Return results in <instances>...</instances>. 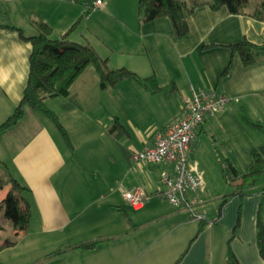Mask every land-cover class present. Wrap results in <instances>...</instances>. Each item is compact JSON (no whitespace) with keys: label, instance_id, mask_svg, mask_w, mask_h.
<instances>
[{"label":"crops","instance_id":"0c3cea01","mask_svg":"<svg viewBox=\"0 0 264 264\" xmlns=\"http://www.w3.org/2000/svg\"><path fill=\"white\" fill-rule=\"evenodd\" d=\"M96 1L88 0L89 7L73 0H0V25H12L31 36L37 33L32 19H40L60 37L82 17L84 24L72 32V41H89L111 68H128L141 78L154 75L161 85L174 83L175 89L151 93L135 81L102 89L91 65L71 85L67 96L47 99L49 107L59 112L73 148L62 146L50 118L30 108L17 125L1 133L0 170L30 189L31 220L35 219L34 205L40 213L36 217L40 228L34 237H41L45 249L37 255V264H173L187 248L180 264H226L229 248L242 264H264L257 245L259 216L264 222V178L243 198L230 197L219 213L230 189L217 154L220 150L247 172L255 149L264 144V134L245 128L240 119L246 116L264 122V57L246 66L229 47L243 38L263 43L264 22L232 14L226 7L215 10L203 4L188 17L189 32L176 37L169 17L141 22L139 0H102L95 5ZM258 1L250 0L256 6ZM88 10H93L89 17ZM20 14L29 21L30 34L10 21L11 15ZM31 52L32 45L17 30L0 27V124L22 99ZM199 90L225 94L230 100L199 126L189 152L204 180L198 192L204 201L198 208L206 212L202 223L191 221L186 208H176L161 197L165 164L130 159L131 152L152 146L156 135L182 115L185 103ZM105 95L115 105L110 134L117 142L122 140L107 163L104 157L99 159L104 151L94 132L102 117L92 112L100 108L103 113ZM87 173L93 177L88 179ZM134 186H143L151 196L138 209L123 197V191ZM37 188L42 190L40 195ZM6 193L7 189L0 190V202ZM0 223L4 227L0 244L14 240L15 236L11 239L3 234L6 225ZM29 231L20 233L16 245L0 251V264H8L1 253L16 249L31 235ZM62 231L70 233L67 244L71 245L105 240L94 249H72L52 256L64 246H52Z\"/></svg>","mask_w":264,"mask_h":264},{"label":"trees","instance_id":"16d2710c","mask_svg":"<svg viewBox=\"0 0 264 264\" xmlns=\"http://www.w3.org/2000/svg\"><path fill=\"white\" fill-rule=\"evenodd\" d=\"M73 1L87 3L89 7H92L91 3L87 2L88 0ZM203 4H209L215 10L226 7L232 14L247 15L264 22V0H259L257 7L250 12L248 11L251 4L250 0H139L140 21L148 22L159 17H169L174 27L175 36L183 37L189 32L188 17L197 6ZM82 19L80 17L60 37H55L52 27L40 19H32V24L36 27L37 33L31 36L24 34L22 29L12 25H0V27L17 30L21 38L32 45L26 88L14 112L0 124V137L3 131L17 125L25 116L26 109L30 108L40 111L50 118L67 146L73 148L70 135L61 123L58 113L47 106L46 100L49 97L67 96L71 85L91 65L99 75L102 89L113 87L123 81L138 82L151 93L175 89L174 83L161 85L154 75L141 78L128 68H111L108 60L102 57L89 41L84 43L72 41L70 35L80 26ZM229 47L233 55H240L246 66L264 57V42L253 43L243 38L239 42L230 44ZM231 62L226 66L224 74L231 67ZM240 119L245 128L257 130L264 134L263 121H253L246 116H240ZM217 154L222 167L223 178L230 189L220 203L219 213H221L223 206L230 197L239 196L243 198L250 194L252 189L264 178V144L255 149L253 164L247 172L241 171L234 161L220 150ZM4 189H7V193L0 202V212H3L4 216L12 221L16 234L14 240H6L0 244V251L17 244L20 233L29 231L32 218L27 199V193L30 189L11 174L4 175L0 170V190ZM124 214L126 215V213ZM128 220L131 221L129 217ZM3 230L4 227L0 223V232ZM104 240L98 238L77 245L67 244L57 248L51 255H60L72 249H94ZM257 245L264 260V222L260 216L257 222ZM187 251L188 248L173 264H180ZM226 264H242L231 248L228 249Z\"/></svg>","mask_w":264,"mask_h":264},{"label":"built area","instance_id":"2783aa9c","mask_svg":"<svg viewBox=\"0 0 264 264\" xmlns=\"http://www.w3.org/2000/svg\"><path fill=\"white\" fill-rule=\"evenodd\" d=\"M101 3L102 0H97L95 5ZM229 102L225 94L208 90L195 92L185 103L182 115L164 132L156 135L152 146L133 151L130 155L132 162L166 165L160 176L164 186L161 197L176 208H186L191 221H203L206 212L198 208L204 202L198 196L204 186L203 176L191 163L189 152L197 138L199 126L207 117L222 111ZM123 197L130 207L138 209L149 198V194L143 186H134L124 190Z\"/></svg>","mask_w":264,"mask_h":264},{"label":"rangeland","instance_id":"374dc122","mask_svg":"<svg viewBox=\"0 0 264 264\" xmlns=\"http://www.w3.org/2000/svg\"><path fill=\"white\" fill-rule=\"evenodd\" d=\"M256 4H252L249 6V8L255 9ZM98 10V9H97ZM93 10L90 12L88 10V17L90 15V13H92ZM87 19H84L83 21H86ZM10 21H13L14 23H18L20 25H22L25 29V32L30 34L31 33V29L29 27V21L24 20V18L20 15L18 16H12L10 18ZM82 24H84V22H82ZM108 94V93H105ZM110 97L105 95L104 100H103V113L100 111V108L98 109H94L92 112L93 115L96 113V115H100L102 117V121H101V125H98V127H94V132L98 133V138L96 140L98 147L102 148L104 151L103 156H99V159L101 161H103V157H104V161H106V163L109 161V157L112 156V154H115L116 149L119 150L120 149V145H121V141L119 142L116 141V139L113 138V136H111L110 134V126L113 123V116H115V105L114 102H111V100H109ZM46 104L47 106H49V103L46 100ZM59 113V112H58ZM52 124V120L50 121ZM93 129V128H92ZM55 132L57 135V138L60 140L62 146H64V148L68 149L66 146V143L61 135V133L59 132V130L57 129L56 125H55ZM69 133V132H68ZM100 148H96L94 149L96 152L102 154V150ZM101 150V152H100ZM79 154L80 156H82V151L79 149ZM80 158V157H78ZM102 168V167H101ZM88 179L93 177V175L91 173H87ZM41 189L37 188V193L40 195L41 194ZM38 195V196H39ZM158 198L160 197L159 195H157ZM156 196V197H157ZM151 197V196H150ZM35 198V197H34ZM39 198V197H37ZM33 200V198H32ZM166 200V199H165ZM34 201V200H33ZM34 204V202H33ZM33 212H34V216L35 219H32L31 224H30V231L32 232L30 236L25 237L18 245V247L16 249H8L7 251L2 252L1 254L5 257H1V259H5V261H7L8 264H37L38 259L36 258L37 255L42 254L41 251H43V247L42 245H44L43 242H40L41 237H39V240L37 238H35L37 235L35 233H37L38 229L40 228L39 223L36 221V217L40 215L39 210L37 208L36 205L33 206ZM0 221L6 225V229L5 232L3 234H6L8 238H14V233L12 230V226L13 223L11 220L7 219L4 216L3 212H0ZM90 222V221H89ZM154 226V225H153ZM70 233L66 232V231H62L60 232L56 238L54 243L52 244L53 247H57L60 245H67V243L69 242V237ZM35 236V237H34ZM70 243V242H69ZM50 246V247H52ZM45 249V247H44ZM14 256L19 258L20 262H17L16 259L14 258ZM43 257L39 258V261H41ZM1 260V261H2ZM43 260V259H42ZM56 262V261H55Z\"/></svg>","mask_w":264,"mask_h":264}]
</instances>
